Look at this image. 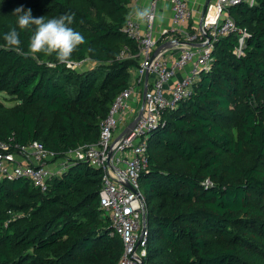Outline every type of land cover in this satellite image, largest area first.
<instances>
[{"label": "trees", "instance_id": "1", "mask_svg": "<svg viewBox=\"0 0 264 264\" xmlns=\"http://www.w3.org/2000/svg\"><path fill=\"white\" fill-rule=\"evenodd\" d=\"M129 0H0V140L41 141L57 157L97 142L132 82L137 42L124 31ZM45 20L71 14L85 43L72 61L7 48L13 11ZM237 28L219 39L213 67L149 140L140 177L148 206L147 264H264V0L230 7ZM35 26L20 30L27 51ZM247 36L238 52L242 30ZM55 64V67L50 65ZM235 128L237 132H235ZM102 172L82 160L43 192L25 178L0 182V264H117L123 241L101 207Z\"/></svg>", "mask_w": 264, "mask_h": 264}, {"label": "built area", "instance_id": "2", "mask_svg": "<svg viewBox=\"0 0 264 264\" xmlns=\"http://www.w3.org/2000/svg\"><path fill=\"white\" fill-rule=\"evenodd\" d=\"M129 1L135 3L139 0ZM159 1L151 0L154 18L146 20V29L134 19L127 20L124 31L137 42L139 50L133 53L126 47L119 57L139 56L140 64L132 69L131 85L117 95L102 122L99 140L67 153L74 154L72 160H82L102 172L100 204L110 216L114 232L123 241V253L117 264H147L150 228L140 177L150 164L149 140L163 124L165 113L177 109L182 101L189 99L201 73L213 67L215 43L237 28L229 9L243 0H215L209 6L212 14L194 30L191 28L194 13L189 1L170 0L173 33L177 36L170 37V31L162 36L165 42L172 41L177 55H166L167 49H164L154 56L158 39L153 26ZM246 36L247 30L244 29L239 36V53ZM81 64L72 61L69 66L78 68ZM145 87L147 92L144 96ZM134 103H139V107ZM141 107L142 113L130 127ZM52 158H57L56 152L39 140L23 145L14 143L13 138L0 140V182L25 178L45 192L50 188L53 177L60 176L73 163L64 162L65 166L59 172L52 169L49 163Z\"/></svg>", "mask_w": 264, "mask_h": 264}, {"label": "clouds", "instance_id": "3", "mask_svg": "<svg viewBox=\"0 0 264 264\" xmlns=\"http://www.w3.org/2000/svg\"><path fill=\"white\" fill-rule=\"evenodd\" d=\"M13 14L17 17L16 24L20 30H27L31 26H35L27 51H23L20 47L21 40L17 27L11 28L10 31L4 34L5 46L25 58L36 54H43L45 56L55 54L56 60L60 64L71 65L72 54L77 50L79 45L86 42L80 32L70 27L74 19L71 14L61 15L58 18L48 19L47 21L43 16L38 18L33 17L31 9L25 11L23 7L16 8ZM134 14L135 18L141 22L145 20L152 21L154 18L150 7L138 8ZM164 18L163 14L159 17L161 22H163ZM50 66L55 67L56 65Z\"/></svg>", "mask_w": 264, "mask_h": 264}, {"label": "crops", "instance_id": "4", "mask_svg": "<svg viewBox=\"0 0 264 264\" xmlns=\"http://www.w3.org/2000/svg\"><path fill=\"white\" fill-rule=\"evenodd\" d=\"M189 4L193 10L194 16L193 19L191 21V28L192 30H194L195 28H197V26L201 23V20L204 19L206 16H210L211 13V9L212 7L208 8L205 16H204V12H205V6H206V2L207 0H188ZM215 0H212V2H214ZM151 4V0H139L138 2H129L128 7H129V14L128 17L131 19H134L136 21H138L135 18V10L140 8L143 9L144 7H150ZM163 14L164 15V20L163 22L160 21L159 17L160 15ZM173 11H172V7H171V1L170 0H160L158 2L157 5V9H156V16H155V20H154V26H153V32L156 36V38L158 39V47L163 44L166 40L163 39V34L166 31H170L171 35L170 37L173 36H177V34L173 33ZM143 28L146 29L147 27V22L146 20L141 22L138 21ZM172 30V31H171ZM166 55L172 54V55H177L176 49H174V46H170L167 48ZM137 104L139 103H135L136 107Z\"/></svg>", "mask_w": 264, "mask_h": 264}, {"label": "rangeland", "instance_id": "5", "mask_svg": "<svg viewBox=\"0 0 264 264\" xmlns=\"http://www.w3.org/2000/svg\"><path fill=\"white\" fill-rule=\"evenodd\" d=\"M93 66H94V62L90 60L89 58H87L85 61L82 62V64L78 68L79 70H83L85 68H89ZM6 98H8V94L6 92H0V99L4 100L6 104L10 105V103L11 104L14 103L11 100H8ZM134 106H136L135 103H134ZM137 106L139 107V104H137ZM235 132H237L236 128H235ZM72 158H74V154L70 153L64 157L52 158L49 163L51 164V167L53 170H57L61 172L63 170V167L65 166L64 162L66 163L67 161L72 162L73 161ZM60 174H63V172Z\"/></svg>", "mask_w": 264, "mask_h": 264}, {"label": "water", "instance_id": "6", "mask_svg": "<svg viewBox=\"0 0 264 264\" xmlns=\"http://www.w3.org/2000/svg\"><path fill=\"white\" fill-rule=\"evenodd\" d=\"M211 3H212V0H207V2H206V8H205V12H204V16H205V14H206V12H207V10H208V8H209V6L211 5ZM203 21V19L201 20V22ZM188 43V42H187ZM189 44H192V43H189ZM173 45V43H172V41H167V42H164L163 44H161L157 49H156V51H155V53H154V56L158 53V52H160V51H162V50H164V49H167L168 47H170V46H172ZM149 76V73L147 72V77ZM147 92V87H145V90H144V96H145V93ZM144 101H145V98H144V100H143V103H144ZM142 113V107H141V109H140V111H139V113H138V116H137V118L131 123V125H130V127H133L134 125H135V123H136V121H137V119H138V117L140 116V114Z\"/></svg>", "mask_w": 264, "mask_h": 264}]
</instances>
